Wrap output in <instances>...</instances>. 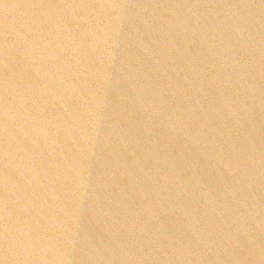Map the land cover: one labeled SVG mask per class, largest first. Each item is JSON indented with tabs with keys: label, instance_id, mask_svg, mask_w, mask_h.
Wrapping results in <instances>:
<instances>
[{
	"label": "water",
	"instance_id": "obj_1",
	"mask_svg": "<svg viewBox=\"0 0 264 264\" xmlns=\"http://www.w3.org/2000/svg\"><path fill=\"white\" fill-rule=\"evenodd\" d=\"M0 264H264V0H0Z\"/></svg>",
	"mask_w": 264,
	"mask_h": 264
}]
</instances>
